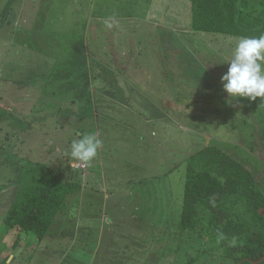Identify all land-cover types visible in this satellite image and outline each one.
Returning a JSON list of instances; mask_svg holds the SVG:
<instances>
[{
	"label": "rangeland",
	"instance_id": "374dc122",
	"mask_svg": "<svg viewBox=\"0 0 264 264\" xmlns=\"http://www.w3.org/2000/svg\"><path fill=\"white\" fill-rule=\"evenodd\" d=\"M191 15V0H0V219L27 162H41L80 185L65 210L93 232L103 218V249L233 264L181 226L188 159L214 146L264 194V101L224 91L238 37L193 32ZM90 133L97 156L72 158ZM111 252L105 264H133Z\"/></svg>",
	"mask_w": 264,
	"mask_h": 264
},
{
	"label": "trees",
	"instance_id": "16d2710c",
	"mask_svg": "<svg viewBox=\"0 0 264 264\" xmlns=\"http://www.w3.org/2000/svg\"><path fill=\"white\" fill-rule=\"evenodd\" d=\"M191 10L193 32L235 38L264 35V0H191ZM18 186L3 226L18 227L38 241L80 189L47 164L33 161L27 162ZM181 226L218 243L233 264H264L258 263L264 257V194L245 166L214 146L188 159Z\"/></svg>",
	"mask_w": 264,
	"mask_h": 264
},
{
	"label": "crops",
	"instance_id": "0c3cea01",
	"mask_svg": "<svg viewBox=\"0 0 264 264\" xmlns=\"http://www.w3.org/2000/svg\"><path fill=\"white\" fill-rule=\"evenodd\" d=\"M145 190L141 189L142 192H147L150 195L152 190ZM88 220L89 218L84 216L80 210L75 215H69L66 212L57 217L45 238L38 241L37 238L33 237V234L24 233L18 227L5 229L2 218L0 219V264H96L99 259L98 264H105L102 257H105L106 254L109 255L112 249H103L104 242L101 237L104 230L103 218L100 219V227H98V218L94 217L92 221L96 224L97 232H93L91 228L85 226ZM86 234H95L96 237L99 235V238L96 241L86 240ZM81 236L84 238L79 241ZM199 236L208 239L203 235L199 234ZM75 247H78L77 253L73 250ZM155 250L158 252V249ZM113 251L111 254L114 253L115 256H123L130 260L135 259L130 251L117 249ZM135 251L137 253L143 251L137 255V259L142 261V264H151L152 253L150 251L144 249H136ZM162 256V259H165L166 254ZM82 258H84L83 261ZM166 260L170 264H176L175 260ZM116 262L115 264H128L127 262ZM162 262L164 264L165 261ZM133 264H139V262L134 260Z\"/></svg>",
	"mask_w": 264,
	"mask_h": 264
},
{
	"label": "clouds",
	"instance_id": "9594fccd",
	"mask_svg": "<svg viewBox=\"0 0 264 264\" xmlns=\"http://www.w3.org/2000/svg\"><path fill=\"white\" fill-rule=\"evenodd\" d=\"M228 39L231 41L233 38ZM227 65L228 70L221 81L224 91L232 99L255 101L261 98L264 101V35L238 38ZM101 145L97 134H85L73 140L70 155L76 160L90 162L97 156ZM220 238H223L222 234Z\"/></svg>",
	"mask_w": 264,
	"mask_h": 264
},
{
	"label": "water",
	"instance_id": "95a60500",
	"mask_svg": "<svg viewBox=\"0 0 264 264\" xmlns=\"http://www.w3.org/2000/svg\"><path fill=\"white\" fill-rule=\"evenodd\" d=\"M262 261H264V257H263V259H262L261 261H259L258 263H260V262H262Z\"/></svg>",
	"mask_w": 264,
	"mask_h": 264
},
{
	"label": "built area",
	"instance_id": "2783aa9c",
	"mask_svg": "<svg viewBox=\"0 0 264 264\" xmlns=\"http://www.w3.org/2000/svg\"><path fill=\"white\" fill-rule=\"evenodd\" d=\"M76 166V165H75ZM77 167V166H76ZM84 168V167H83Z\"/></svg>",
	"mask_w": 264,
	"mask_h": 264
}]
</instances>
